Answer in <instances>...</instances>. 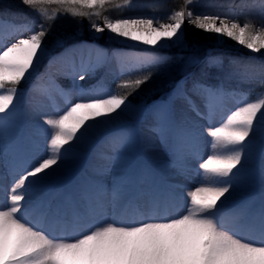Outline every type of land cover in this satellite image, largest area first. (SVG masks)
Segmentation results:
<instances>
[{"label": "snow or ice", "instance_id": "6c2138e0", "mask_svg": "<svg viewBox=\"0 0 264 264\" xmlns=\"http://www.w3.org/2000/svg\"><path fill=\"white\" fill-rule=\"evenodd\" d=\"M21 3L39 19L0 14V152L11 177L10 185H0L6 194L0 201V264H264V61L257 65L227 57L225 71L224 53L209 48L201 56L200 38L186 35L187 26L214 35L218 45L231 40L262 53L264 20L250 16L243 2L209 10L198 9L200 0H181L160 17H125L127 8L137 6L134 0L115 8L105 7L114 0ZM52 4L60 8L50 15ZM259 7L264 10V0ZM61 15L73 25L53 31ZM83 18L91 43L78 35ZM105 33L110 40L147 46L115 57L120 75L128 76L116 88L125 91L101 84L76 88V79L84 80L108 59V49L96 43ZM58 49L59 55H52ZM73 56L80 57L79 72L71 74L74 93L32 86L42 97L34 111L40 113L44 100L52 108L34 126L35 135L44 136L43 149L38 140H32L31 149H19V85L30 80L45 57H51V67ZM173 62L199 66V71L152 106L149 130L158 143L150 141L147 147L165 153L169 161L142 155L136 130L125 127L109 138L108 151L96 152L103 163L90 165L92 176L69 192L48 195L70 161L86 158L84 148L101 129L138 110L129 96L151 80L152 69ZM212 70L223 78L213 82ZM233 78L247 84L258 79L259 90L227 88L225 80ZM54 91L64 97V106L56 103ZM229 97L239 98L234 106L226 105ZM257 159L259 167H251ZM193 162L197 186L168 182L171 169L186 176ZM103 175L112 177L110 187L95 179ZM257 180L258 196L230 203L236 193L254 189Z\"/></svg>", "mask_w": 264, "mask_h": 264}, {"label": "bare ground", "instance_id": "6f19581e", "mask_svg": "<svg viewBox=\"0 0 264 264\" xmlns=\"http://www.w3.org/2000/svg\"><path fill=\"white\" fill-rule=\"evenodd\" d=\"M22 8L21 12L20 10H13L9 11L7 9H3L0 7V14H2L5 17H15L18 14H26L29 18L33 19H39L37 17L35 12H31L28 7L25 5L20 6ZM48 10L49 14L51 15L53 11L57 10L60 8L56 4L48 5ZM12 15V16H11ZM63 17H68L66 15H61L60 18ZM89 38V39H87ZM85 41H88L89 43L92 42L91 40V35H86V37L83 38ZM106 48L113 49H119L117 48L118 46H113L111 47L110 45H105ZM144 46V45H143ZM142 45L134 43L133 46L128 48L127 50L124 49L126 48L125 46H119L121 49L126 50L127 52L125 53H138V52H143L146 50L147 46L143 47ZM62 51V49H59L58 51L54 52L52 55H59V53ZM121 53L115 52L112 55L108 57L106 61H103L101 66L108 64L109 67L113 68H118L119 67V61L115 58L116 56H119ZM51 57H45L43 61L41 62L42 65V70L39 72L41 73L42 71L45 70L46 72V77L43 81L36 83L35 85H39L42 88H50L48 86L44 87V84H41L42 82H49L51 85L54 87H51L53 90L56 88L63 89L65 91V88L67 89L66 86H63V82L67 83L69 80L73 78L71 75L72 72L75 70L77 73L80 70V57L79 56H73L70 59H64L56 62L55 64L49 66V60ZM100 66V67H101ZM97 67L95 70H97ZM51 70V71H49ZM49 74L53 77V79H49ZM56 87V88H55ZM227 87V86H226ZM84 88V87H83ZM230 88V87H227ZM231 89V88H230ZM69 90V89H68ZM75 91V90H74ZM28 92H31V94H27ZM26 94H22L18 101V107L22 112V119H21V124H22V129L19 135V144L18 148L21 150H28L32 148V140H38L41 145V149H43L44 146V136L43 134L37 136L35 135V124L37 121H40L41 123L43 122V119L45 115H49L52 113V108L51 105L48 103L47 100L43 101V107L40 110V113L37 114L36 111H34V105L39 103L42 100V97L32 91V87L29 89ZM54 91V95H55ZM171 93V92H170ZM58 94V93H56ZM59 95V94H58ZM169 95V94H168ZM167 96H164L162 100L166 101ZM61 96V95H60ZM162 101V102H164ZM228 98L226 99V105L227 106H233V104H228ZM161 101H155L150 105L148 108L145 109H140L137 111H134L133 113L125 116L119 123L118 125L115 126H109L108 128L101 129L97 134L94 139V142L90 146H86L84 148V151L86 153V158L78 161H70L68 166L61 170L60 173H58V179L53 182L50 185V192L48 195L54 196L58 192H69L75 187H77L86 177L92 176L93 173L91 171L90 165L92 164H97V165H102V161H97L96 160V152L97 151H108V140L109 138L115 133L120 131L122 128H134L137 132V148L140 150L142 155L144 156H160L162 157L166 162L169 161V157L163 153L158 151L157 149H149L148 143L150 141H156L158 143V137L157 134L151 132L149 129L153 124V115H152V106L153 105H158L162 103ZM197 102L199 100L197 99ZM56 103L60 106H64L65 100L64 97H62V101H56ZM192 119L195 120L197 123L204 125V128L207 127V122L200 120L199 118L195 117L193 114ZM221 116L218 114L216 116V120L220 121ZM203 131V129H201ZM18 154H20L18 152ZM11 155L7 157V161L10 163L11 162ZM6 163V158L3 154V152H0V185H10L11 184V177L8 175V170L5 166ZM251 167H259V160H253L250 162ZM191 170L187 173L186 176H177L176 175V170L171 169L172 175L168 178L169 183H178L183 186H185L187 189L194 188L197 186V181L199 180V176L197 175L195 171V163H193L191 166ZM95 179L100 180L107 186H111L112 182V177L109 175H103V176H96ZM258 190H259V181L257 180L256 187L253 189V191L257 192L258 196ZM4 193V192H3ZM237 194V193H236ZM236 194L233 196L232 201L230 203H234L237 201H240L241 199L247 198L245 194H241L240 196H236ZM6 194L4 193V197ZM3 197V196H2ZM5 199V198H3ZM2 201V200H1ZM257 205L259 203L258 199L256 201ZM184 202H180V206L183 207Z\"/></svg>", "mask_w": 264, "mask_h": 264}, {"label": "rangeland", "instance_id": "374dc122", "mask_svg": "<svg viewBox=\"0 0 264 264\" xmlns=\"http://www.w3.org/2000/svg\"><path fill=\"white\" fill-rule=\"evenodd\" d=\"M122 2H123V0H114V3L106 5L107 6L106 8H109V7L115 8L117 5L122 4ZM242 2L249 5L248 14L250 16L254 17L257 21L264 20V10H262L259 7V0H200V4L198 6V9H209V10H211V9H215V8L227 7L228 5H237L238 6ZM134 3L137 6L127 8L123 12V15L125 17H135L137 15H147V16L155 15L157 17H160V16L167 14L174 6H178L181 3V0H134ZM21 5H22L21 0H0V7H2L3 9H7L9 11H12V12H13V10H18V9L21 12V10H22V8L20 7ZM148 5H158V7H149ZM84 10L87 11L88 9H84ZM112 15H116V13L113 12ZM241 20L243 21V17H241ZM69 21H70V17L59 18L55 22V24L53 25V31H55L57 29H69V28H71L73 25V22L71 24V23H68ZM188 28L189 27L186 26V35L190 39L196 38L193 36V33H196V36H198L200 38L201 44L199 47H200V55L201 56L204 54V52L209 50V48H211L215 52H220V53L225 54V57H226V59H225V71L228 70L227 57H234V58L245 60V61L251 60V61L255 62L257 65L260 62L264 61V52L253 53V52L247 50L246 48L239 46L238 44H236L234 41H231V40H225L221 44L218 45L216 37L214 35H208V34L199 32L196 29H192V28H189V31H190L189 32L187 30ZM78 35H80L82 38L86 37V35H91V33L88 31V19L87 18L82 19V23H81V27L79 29ZM87 39H89V38H87ZM96 43H99L101 45L105 44L107 46L110 45L111 47L118 46L117 48H119V49H115V51H113V49L108 50L109 56H110L115 52H118V53L119 52L120 53L121 52H127L126 50L128 48H130L131 46H133V44L135 42L124 41V40H119V41L110 40V39H108L107 33H105L104 36L99 41H96ZM119 46H125L126 48H124V49H126V50L121 49ZM104 47L106 48V46H104ZM42 66H44V65H42V64L39 65L38 69L33 73L32 77L35 74H37L38 71L43 69ZM106 70H109V72H106L107 73L106 76H109L108 79H111V81H112L109 84H105L103 81H101L102 80L101 76L104 74V72ZM49 71H51V70H49ZM152 71H153V76H152L151 80H149L147 83L142 85L139 90H137L131 96H129V101L133 105H137L138 110L148 108V106H149L148 101H150L148 99L156 96L157 98L154 100L159 101L158 99H159L160 95H161V97H164V96H167L168 94H170V92L172 90H174V87H176V85L178 83H180V81L184 80L186 77L190 78L193 73H197L199 71V66L185 67V66H183L177 62H173L171 65H169L167 67H163V68H159V69H152ZM43 72L45 73V70ZM134 74L139 75V73H134ZM210 75L212 77L213 82H215L217 76H220L221 78H223L221 76L223 74L217 73L215 70H212V73ZM32 77H31V79H32ZM127 77H128L127 75H124V76L120 75L119 67L118 68H113V67L111 68L108 66V64H105V65L101 66L100 68H98L97 70H94L93 72L88 74L84 80L81 81L79 79H76L75 80V86H76V88H80V87L86 86L88 84L90 87L97 85V84H101V85H105L107 88L113 89L117 92H123L125 90L123 88L117 89L116 85L121 80L128 79ZM39 78H40L39 79L40 82L45 79L43 77L42 78L39 77ZM63 83H64L63 85L66 86L70 92L74 93L73 78L71 80H69V82L67 81V83H65V82H63ZM41 84H44V87H46V86L54 87V85L50 86L51 84L49 82L48 83L42 82ZM25 85H27V88L33 86L31 83L27 84V81H25L19 85V88L20 89L22 87L25 88L24 87ZM188 86L189 87L191 86L190 79H189ZM225 86H227V87L231 86L234 89L239 88V89H243V90H251L253 92L258 91L259 87H260L258 79H257V82H255V83L247 84V83H238L236 78H233L231 80H225ZM168 87H170V90L168 92H165L166 95L164 94V96H163L162 93L160 94V92H163V90L165 91ZM59 89H61V87ZM65 91H68V90H65ZM238 99H239L238 97L237 98L229 97L227 102H228V104L232 103L234 106L235 103L238 101ZM164 100H161V101H164ZM253 193H255L257 195V192L253 191V189L250 190V192L243 193V194H245L247 196V198H250ZM240 195H241V193L236 194V196H240Z\"/></svg>", "mask_w": 264, "mask_h": 264}, {"label": "trees", "instance_id": "16d2710c", "mask_svg": "<svg viewBox=\"0 0 264 264\" xmlns=\"http://www.w3.org/2000/svg\"><path fill=\"white\" fill-rule=\"evenodd\" d=\"M105 7H107V6H105ZM63 21V20H62ZM68 23H71L72 24V21L70 20ZM188 31H189V28L187 29ZM190 32V31H189ZM227 69V68H226ZM133 75H135V74H133ZM128 78V77H127ZM166 85V84H165ZM164 85V86H165Z\"/></svg>", "mask_w": 264, "mask_h": 264}]
</instances>
